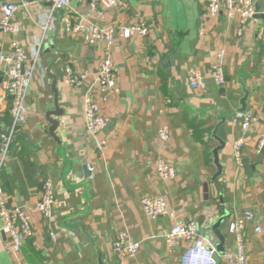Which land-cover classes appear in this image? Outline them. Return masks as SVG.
I'll list each match as a JSON object with an SVG mask.
<instances>
[{"label": "crops", "instance_id": "0c3cea01", "mask_svg": "<svg viewBox=\"0 0 264 264\" xmlns=\"http://www.w3.org/2000/svg\"><path fill=\"white\" fill-rule=\"evenodd\" d=\"M4 1L26 4L14 19L34 75L23 123L13 127L11 97L2 94L0 135L8 134L10 143L0 184L10 205L29 207L38 199L42 180L50 177L55 204L49 220L32 215V235L19 251L9 250V239L0 230V264H99L98 251L102 264H180L191 243L180 240L171 249L166 246L164 235L174 220L192 218L200 235L216 246L219 239L211 226L228 211L219 230L229 250L235 245L229 224L248 210L255 219L242 231L246 264H264V146L259 151L255 147L264 128V0H254L259 15L245 24L240 35L222 13L200 20L206 0H118L115 8L96 19L101 25L143 22L148 28L144 36L115 37L117 91L96 95L101 113L109 119L99 135L106 141L100 149L85 130L84 88L70 84L68 70L79 76L86 73L88 85L99 68L102 49L90 42L86 32L67 34L62 22L67 12L89 13L90 0H71L66 10L56 13L55 26L45 31L37 22L49 11L48 0ZM9 41L10 36L0 30V53L9 50ZM220 48L226 52L222 86L210 77ZM191 67L199 70L203 89L189 87ZM5 70L1 65L0 80ZM50 75L56 78L57 105L63 112L53 116L60 142L49 135L45 117L54 109ZM244 90L255 116L245 132L240 120H230ZM160 127L169 130L166 142L157 137ZM219 137L224 140L217 152L222 171L212 179L217 170L212 150ZM240 137L241 166L233 155V143ZM158 159L174 166L170 182L157 177ZM87 163L94 172L86 179ZM157 195L165 199L168 213L152 220L139 201ZM256 225L261 232L254 231ZM120 230H128L140 242L137 255L123 262L111 250ZM49 231L57 235L55 241Z\"/></svg>", "mask_w": 264, "mask_h": 264}, {"label": "built area", "instance_id": "2783aa9c", "mask_svg": "<svg viewBox=\"0 0 264 264\" xmlns=\"http://www.w3.org/2000/svg\"><path fill=\"white\" fill-rule=\"evenodd\" d=\"M82 3L85 0H75ZM49 11L37 22L42 31L52 29L56 23V13L66 10L71 0H48ZM118 0H90L88 5L90 12L87 14L71 15L67 12L62 22L67 34L76 35L86 32L90 42L98 44L102 49V57L99 68L93 81L88 85L84 84L87 74L75 75L71 69L68 70V79L71 85L83 87L82 111L84 126L87 134L96 141L97 148L105 145V140L99 135L107 128L109 119L101 113L99 101L96 98L97 92L106 93L117 91L116 74L117 69L113 61L112 50L116 35L129 38L132 35L144 36L148 32L145 23L140 22L131 26L101 25L96 19L100 18L106 10L117 6ZM25 3H11L0 0V30L10 36L9 50L0 53V66L6 68L4 77L0 80V102L2 94L6 93L11 97L10 113L13 127L23 123L28 116L26 97L31 86L34 75V64L26 63L28 60L26 50L17 38L20 31L19 23L14 19L15 13L20 8H25ZM224 14L227 21L235 26L237 35L242 34L245 24L256 16L254 0H206L200 20L205 22L208 19ZM225 49L220 48L214 55V61L210 67V77L214 83L222 86L225 83L224 64ZM189 87L193 90L203 89L202 76L196 68L187 70ZM103 99L105 96L102 97ZM236 118L240 120L241 130L247 131L250 124L255 121L251 110L238 112ZM169 130L160 127L157 137L162 142L169 139ZM10 143L8 134L0 135V169L5 162L6 151ZM244 139H236L233 143V155L237 165H242V150ZM264 146V128L256 139V151ZM93 177L94 167L86 164ZM155 173L159 180L170 182L175 178L174 166L164 160L158 159L155 162ZM140 207L144 215L149 219H157L166 216L168 213L166 201L163 196H143L140 198ZM55 204L53 181L50 177L42 180L37 201L29 207L10 205L0 184V219L2 222L1 232L9 239L8 248L11 251H19L27 238L32 235V215L38 214L44 219H51ZM255 214L252 211H245L243 216L229 224V230L235 235L233 249L225 250L223 253H216L215 246L211 241L199 233V227L192 218H180L174 220L169 232L164 235L166 246L171 249L180 240H187L191 244L181 256L180 264H217V259L227 264H246V254L242 231L246 224L253 222ZM255 232H261L260 225L254 227ZM49 237L55 241L57 235L49 231ZM140 249V242L136 241L129 234L128 230L117 232L111 243L113 254L121 262L135 257ZM217 256V257H216ZM217 258V259H216Z\"/></svg>", "mask_w": 264, "mask_h": 264}, {"label": "water", "instance_id": "95a60500", "mask_svg": "<svg viewBox=\"0 0 264 264\" xmlns=\"http://www.w3.org/2000/svg\"><path fill=\"white\" fill-rule=\"evenodd\" d=\"M34 1V0H32ZM49 4V2H48ZM258 13H261L260 11H258ZM259 15V14H256ZM53 81H52V88H53V93H54V109L50 110L48 112H46L45 117L46 120L48 122V133L49 135L57 142H60L59 138L56 135V129L58 126V120L56 118H53V116H60L62 115V110L59 109L58 105H57V91L55 89V77L51 76ZM247 99H248V92L247 90H244V96L241 99V104L240 106L232 113V116L230 117V120L233 118H236V114L238 112H245L247 110H249L248 106H247ZM221 135V134H220ZM223 138V136H221ZM219 144L213 148L212 152H213V158H214V164L217 168L215 174L212 176V179H215L217 177L220 176L222 168L220 166V164L218 163V158H217V152L218 150L221 149V147L224 145V140L220 139V137L217 139ZM90 176V172L88 171V169H86L85 171V178H89ZM228 216V211H225L224 214L222 216H220L218 219H216L212 226H211V230L213 232V234L219 239V242L216 244L215 249H216V253H223L225 251V247H224V236L223 234L220 232L219 227L221 225V223L224 221L225 217ZM91 238V237H90ZM98 257H99V264H102V257H101V253L98 251ZM217 257V256H216ZM217 259V258H216ZM218 262V259H217Z\"/></svg>", "mask_w": 264, "mask_h": 264}]
</instances>
